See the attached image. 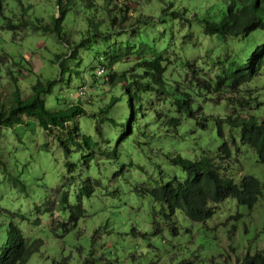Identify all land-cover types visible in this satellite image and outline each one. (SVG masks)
Instances as JSON below:
<instances>
[{
	"label": "clouds",
	"instance_id": "1",
	"mask_svg": "<svg viewBox=\"0 0 264 264\" xmlns=\"http://www.w3.org/2000/svg\"><path fill=\"white\" fill-rule=\"evenodd\" d=\"M262 57L264 0H0V264L264 249Z\"/></svg>",
	"mask_w": 264,
	"mask_h": 264
},
{
	"label": "rangeland",
	"instance_id": "2",
	"mask_svg": "<svg viewBox=\"0 0 264 264\" xmlns=\"http://www.w3.org/2000/svg\"><path fill=\"white\" fill-rule=\"evenodd\" d=\"M253 50H254V49H253ZM37 60L39 61V57L37 58ZM261 106H264V101H259V102H258L257 107H261ZM221 227L227 229V230L225 231V233H224L225 238H230L229 235H228V233H229V232H232V231H234V230H236V229H238V228L241 229L242 234H243L244 236H246V237L249 236V229H247V228H245V227H242V226L240 225L239 220L236 219V218H232V219L229 221L228 225H221ZM250 238L253 239V240H256V239H257L256 234L253 232ZM216 239H218V237H214V238H213L214 241H215ZM198 240H199V238H198ZM230 247H231V246H230ZM257 247H259V245H257ZM256 252H263V253H264V249H260L259 251H252V250H249V251H246V252H245V255H246V254L254 255ZM218 254H219V255H223V249H220V251H219Z\"/></svg>",
	"mask_w": 264,
	"mask_h": 264
},
{
	"label": "trees",
	"instance_id": "3",
	"mask_svg": "<svg viewBox=\"0 0 264 264\" xmlns=\"http://www.w3.org/2000/svg\"><path fill=\"white\" fill-rule=\"evenodd\" d=\"M253 51H255V48ZM258 66H264V57H262L260 59ZM153 67L157 71L160 70L158 62H155L153 64ZM262 123H264V121H262ZM251 127H255V125H251ZM260 131H261V134L264 135V130H260ZM262 162H264V161H262ZM261 253H263V252H256L254 255L246 254L244 256V260H243L242 264H264V255H262ZM249 257H251V259H249Z\"/></svg>",
	"mask_w": 264,
	"mask_h": 264
}]
</instances>
